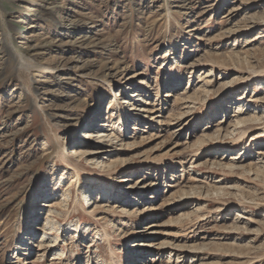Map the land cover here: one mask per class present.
<instances>
[{
	"label": "rangeland",
	"instance_id": "obj_1",
	"mask_svg": "<svg viewBox=\"0 0 264 264\" xmlns=\"http://www.w3.org/2000/svg\"><path fill=\"white\" fill-rule=\"evenodd\" d=\"M119 259L264 264V0H0V264Z\"/></svg>",
	"mask_w": 264,
	"mask_h": 264
},
{
	"label": "bare ground",
	"instance_id": "obj_2",
	"mask_svg": "<svg viewBox=\"0 0 264 264\" xmlns=\"http://www.w3.org/2000/svg\"><path fill=\"white\" fill-rule=\"evenodd\" d=\"M119 91H116L115 93H114V95H116V99L114 100L113 98L111 99V101L110 102H112L110 105H109V107H108V109L105 111V113H107V114H111V113H113L114 114V112H115V107L118 105L119 106V108H121L122 109V106H120L121 105V102H122V96H121V94L120 93H118ZM117 100V101H116ZM125 102L124 103H130V101H126V100H124ZM109 102V103H110ZM116 102H118L119 104H116ZM126 118H127V115L125 114V113H122V115L119 117V121H120V123H119V125H121V127H120V132H124L125 131V129H124V127H125V125H126ZM92 121V120H91ZM90 121V122H91ZM114 125V124H113ZM107 127H110L108 124L106 125ZM114 129H116L115 128V126L113 127V130L112 131H115ZM250 130H252V129H250ZM82 150V147L81 146H78L77 147V149L75 150V152L77 153L76 154V157L78 156V157H82L83 155H84V153L82 152V154L80 153V151ZM98 201V200H97ZM97 201H95V202H97ZM45 206V205H44ZM26 239V238H25ZM55 240L56 241H58V240H60V237H57V238H55ZM44 242L42 241V240H40L39 241V243L36 245V248H40L39 249V251H42V250H45L46 248H45V245L43 244ZM20 250H22V248H20ZM123 263V260H121V259H119L118 261H117V263L116 264H122Z\"/></svg>",
	"mask_w": 264,
	"mask_h": 264
}]
</instances>
